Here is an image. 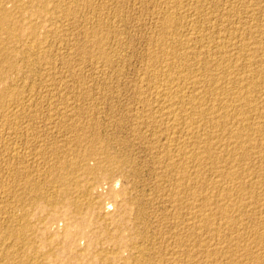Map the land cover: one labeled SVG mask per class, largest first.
Here are the masks:
<instances>
[{
    "label": "rangeland",
    "instance_id": "obj_1",
    "mask_svg": "<svg viewBox=\"0 0 264 264\" xmlns=\"http://www.w3.org/2000/svg\"><path fill=\"white\" fill-rule=\"evenodd\" d=\"M177 1L0 0V264H264V50H253L264 44V0ZM234 50L239 55L252 50L247 53L254 60L224 70L208 56L232 58ZM196 51H202L200 57ZM177 69L186 81L172 80ZM214 73L228 79L229 97L242 84L252 89L246 84L255 80L253 97L235 104L249 98L253 107L258 104L248 113L260 130L258 141L247 144L258 143L253 153L239 154L222 145L213 148L211 161L196 163L187 158L189 151L224 141L236 126L224 133L214 129L221 131L218 138L212 129L191 138L161 115L169 104L176 111L186 108L174 97L183 89L186 98L193 93L204 98L197 104L203 114L187 120L210 123L207 111L217 109L213 94L226 89L225 83L213 85ZM176 135L179 145L168 138ZM178 157L196 170L181 184L175 182ZM216 169L233 173L234 182L218 186ZM231 184L240 189L227 192ZM203 196L208 201H200ZM193 210L214 216L204 224Z\"/></svg>",
    "mask_w": 264,
    "mask_h": 264
},
{
    "label": "bare ground",
    "instance_id": "obj_2",
    "mask_svg": "<svg viewBox=\"0 0 264 264\" xmlns=\"http://www.w3.org/2000/svg\"><path fill=\"white\" fill-rule=\"evenodd\" d=\"M20 1V0H19ZM177 1V0H176ZM237 1V0H236ZM251 1V0H250ZM259 1V0H258ZM172 2V1H171ZM177 2H180V1H177ZM198 2V1H197ZM203 2V1H202ZM233 2V1H232ZM195 3V2H194ZM193 3V4H194ZM246 4V3H245ZM19 5H20V3H19ZM166 5V4H165ZM177 5H180V3L179 4H177ZM243 5V4H242ZM247 5H248V3H247ZM251 5V4H250ZM256 5V4H255ZM200 6V5H199ZM252 6V5H251ZM250 6V7H251ZM258 6V5H257ZM221 7V6H220ZM241 7V6H240ZM258 7H260V6H258ZM262 7V6H261ZM43 8V7H42ZM194 8V7H193ZM208 8V7H207ZM230 8V7H229ZM264 8V7H263ZM171 9V8H170ZM169 9V10H170ZM233 9V8H232ZM69 10V9H68ZM176 11H177V9H175ZM195 10V9H194ZM227 10V9H226ZM242 10V9H241ZM247 10V9H246ZM201 11V10H200ZM243 11V10H242ZM171 12V11H170ZM193 12V11H192ZM196 12V11H195ZM225 12V11H224ZM229 12V11H228ZM233 12V11H232ZM246 12V11H245ZM256 12V11H255ZM262 12V11H261ZM168 13V12H167ZM173 13H174V11H173ZM206 13V12H205ZM231 13V12H230ZM258 13V12H257ZM37 14V13H36ZM175 14V13H174ZM177 14V13H176ZM202 14V13H201ZM228 14V13H227ZM226 14V15H227ZM233 14V13H232ZM250 14V13H249ZM7 15V14H6ZM169 16H170V14H168ZM193 15V14H192ZM206 15V14H205ZM244 15V14H243ZM248 15V14H247ZM0 16H3V15H1V13H0ZM172 16H174V15H172ZM171 16V17H172ZM194 16V15H193ZM201 16V15H200ZM204 16V15H203ZM216 16V15H215ZM166 17V19H168L167 18V16H165ZM164 17V18H165ZM171 17H169V18H171ZM163 18V17H162ZM190 18V17H189ZM198 18V17H197ZM200 18V17H199ZM223 18V17H222ZM242 18V17H241ZM2 19V18H1ZM3 19H6V18H3ZM172 19H174V18H172ZM234 19H235V17H234ZM165 20V19H164ZM186 20H189L188 18L186 19ZM191 20V19H190ZM195 20V19H194ZM203 20V19H202ZM201 20V21H202ZM205 20V19H204ZM231 20V19H230ZM241 20V19H240ZM243 20V19H242ZM168 21V20H167ZM166 21V22H167ZM170 21V20H169ZM174 21H176V20H174ZM180 21V20H179ZM208 21V20H207ZM238 21V20H237ZM259 21V20H258ZM3 22H4V20H3ZM208 22H210V21H208ZM207 22V23H208ZM211 22H213V21H211ZM233 22V21H232ZM235 22V21H234ZM246 22V21H245ZM257 22V21H256ZM165 23V22H164ZM179 23H181V22H179ZM190 23V22H189ZM220 23V22H219ZM253 23V22H252ZM264 23V22H263ZM7 24V23H6ZM174 24V23H173ZM192 24V23H191ZM199 24V23H198ZM201 24V23H200ZM205 24V23H204ZM250 24V23H249ZM4 25V24H3ZM207 25V24H206ZM225 25V24H224ZM237 25V24H236ZM243 25V24H242ZM241 25V26H242ZM172 26V25H171ZM170 26V27H171ZM180 26V25H179ZM192 26V25H191ZM202 26V25H201ZM200 26V27H201ZM214 26V25H213ZM240 26V25H239ZM9 27V26H8ZM207 27H209V26H207ZM251 27V26H250ZM253 27V26H252ZM256 27V26H255ZM228 28V27H227ZM230 28V27H229ZM240 28H242V27H240ZM245 28V27H244ZM249 28V27H248ZM247 28V29H248ZM7 29V25H6V28H5V30ZM33 29V28H32ZM167 29V28H166ZM171 29V28H170ZM186 29V28H185ZM196 29V28H195ZM194 29V30H195ZM198 29V28H197ZM212 29H213V27H212ZM11 31H12V29H10ZM48 30V29H47ZM164 30V29H163ZM232 30V29H231ZM240 30H242V29H240ZM162 31V30H161ZM168 31V30H167ZM192 31H193V29H192ZM197 31V30H196ZM203 31V30H202ZM206 32H207V30H205ZM223 31V30H222ZM221 31V32H222ZM245 31V30H244ZM263 31V30H262ZM174 32V31H173ZM194 32V31H193ZM197 32H199V29H198V31ZM229 32V31H228ZM230 32H232V31H230ZM233 32H235V31H233ZM237 32V31H236ZM247 32V31H246ZM255 32V31H254ZM36 33V32H35ZM187 33V32H186ZM188 33H190V31L188 32ZM192 33V32H191ZM200 33V32H199ZM214 33V32H213ZM223 33V32H222ZM243 33V32H242ZM219 34V33H218ZM225 34V33H224ZM239 34V33H238ZM249 34V33H248ZM247 34V35H248ZM254 34V33H253ZM260 34V33H259ZM6 35V34H5ZM12 35V34H11ZM166 35V34H165ZM169 35V34H168ZM168 35H166V37L168 36ZM170 35H172V34H170ZM209 35V34H208ZM210 35H212V34H210ZM231 34H229V36H230ZM234 35H236V34H234ZM243 35V34H242ZM242 35H241V37H242ZM246 35V34H245ZM250 35V34H249ZM263 35V34H262ZM261 35V36H262ZM220 36H221V34H220ZM225 36V35H224ZM237 36V35H236ZM240 36V35H239ZM264 36V35H263ZM165 37V38H166ZM177 37H179V36H177ZM183 37V36H182ZM192 37V36H191ZM216 37V36H215ZM214 37V38H215ZM257 37V36H256ZM181 38V37H180ZM206 38V37H205ZM207 38H208V36H207ZM211 38V37H210ZM222 38V37H221ZM259 38H261V37H259ZM264 38V37H263ZM94 39H95V37H94ZM98 39V38H97ZM161 39V38H160ZM163 39V38H162ZM174 39V38H173ZM182 39H184V38H182ZM181 39V40H182ZM228 39V38H227ZM246 39V38H245ZM248 39V38H247ZM19 40V39H18ZM170 40V39H169ZM177 40V39H176ZM175 40V41H176ZM180 40V39H179ZM196 40V39H195ZM205 40V39H204ZM210 40V39H209ZM212 40V39H211ZM210 40V41H211ZM215 40V39H214ZM218 40H219V38H218ZM239 40H241V39H239ZM243 40H244V38H243ZM249 40V39H248ZM259 40V39H258ZM167 41H168V39H167ZM171 41V40H170ZM169 41V42H170ZM188 41V40H187ZM187 41H185V42H187ZM233 41V40H232ZM231 41V42H232ZM235 41V40H234ZM158 42V41H157ZM161 42V41H160ZM162 42H163V44H165L166 43V41H165V43H164V41L162 40ZM169 42H168V44H169ZM172 42H173V40H172ZM171 42V43H172ZM184 42V41H183ZM195 42V41H194ZM222 42V41H221ZM226 42V41H225ZM243 42V41H242ZM241 42V43H242ZM244 42H245V40H244ZM249 42V41H248ZM264 42V41H263ZM207 43V42H206ZM213 43V42H212ZM212 43L210 44V45H212ZM224 43V42H223ZM230 43V40H229V42L227 41V43L224 45V44H222V45H224L223 46V49H224V52L225 51H227L228 50V47H230V46H232V43L231 44H229ZM236 43V42H235ZM239 44H241L240 42H238ZM237 43V44H238ZM253 43V42H252ZM256 43V42H255ZM255 43H253L254 44V46L256 45ZM156 44V43H155ZM167 44V45H168ZM173 44H177L178 45V43H173ZM172 44V45H173ZM190 44V43H189ZM196 44V43H195ZM215 44H216V42H215ZM236 44V45H237ZM244 44V43H243ZM8 45V44H7ZM182 45V44H181ZM180 44L178 45V46H181ZM200 45H201V43H200ZM207 45H209V44H207ZM219 45V44H218ZM234 45V44H233ZM164 46V45H163ZM165 46H166V44H165ZM183 46V45H182ZM215 46V45H214ZM217 46V45H216ZM248 46V45H247ZM9 47V46H8ZM13 47V46H12ZM25 47V46H24ZM159 47H162V45L160 44V46ZM177 47V46H176ZM184 47V46H183ZM186 47V46H185ZM249 47V46H248ZM252 47V46H251ZM3 48V47H2ZM163 48H167V47H162V49ZM169 48V47H168ZM172 48H174L173 46H172ZM209 48V47H208ZM207 48V49H208ZM215 48V47H214ZM222 48V47H221ZM221 48H220V50H221ZM231 48V47H230ZM229 48V49H230ZM246 48V47H245ZM255 49H253V50H255V51H259V50H264V44L262 43L261 44V42H260V44L258 45V43H257V47H254ZM15 49V48H14ZM159 49V48H158ZM161 49V48H160ZM162 49H161V51H162ZM184 49V48H183ZM189 49V48H188ZM217 49V48H216ZM215 49V50H216ZM222 49V50H223ZM239 49V48H238ZM242 49V48H241ZM247 49V48H246ZM249 49V48H248ZM156 50V49H155ZM175 51H177L176 49H174ZM173 49H172V52H170V53H173V51H174ZM182 50V49H181ZM185 50V49H184ZM193 50V49H192ZM191 50V51H192ZM217 50H219V49H217ZM236 50V49H235ZM234 50V51H235ZM244 50V49H243ZM160 51V50H159ZM165 51V50H164ZM164 51H163V53H164ZM166 51H167V49H166ZM187 51V50H186ZM190 51V50H189ZM190 51V52H191ZM249 51H250V49H249ZM249 51H246V53H240V55L237 53V56H235V57H233L232 55V58L230 57V56H226V57H222L221 56V58L219 57V58H215L213 55H208L211 59V61H212V63L217 67V68H219V66H222L223 67V69H224V67L226 68V69H228L229 68V70H230V67H232V65H235L236 63H241L239 60H245V61H248V65L250 64L249 62H251V60L253 59L254 60V58H253V55H251V54H248L247 52H249ZM7 52V51H6ZM34 52V51H33ZM36 52V51H35ZM34 52V53H35ZM168 52V51H167ZM167 52H165V53H167ZM178 52V51H177ZM194 52V50L192 51V53ZM197 52V51H196ZM199 52V51H198ZM196 53V57H200V52H202V51H200L199 53ZM217 52V51H216ZM222 52V51H221ZM224 52L222 53V55L224 54ZM251 52H252V50H251ZM251 52H249V53H251ZM22 53V52H21ZM41 53V52H40ZM39 53V54H40ZM103 53V52H102ZM164 53V54H165ZM176 53V52H175ZM226 53V52H225ZM255 53V52H254ZM157 54H158V52H157ZM208 54H209V52H208ZM228 54V53H227ZM23 55V54H22ZM37 55V54H36ZM162 55V54H161ZM167 55V54H166ZM170 55V54H169ZM169 55L167 56V58L164 56V58H166L167 60H168V62H169V60H170V58L168 59V57H169ZM190 55H191V53H190ZM195 55V54H194ZM203 55L204 54H202V57H203ZM225 55V54H224ZM235 55V54H234ZM1 56V55H0ZM38 56V55H37ZM159 56V55H158ZM163 56V55H162ZM172 56V55H171ZM204 56H206V55H204ZM9 57V56H8ZM152 57V56H151ZM150 57V58H151ZM156 56H154V58H155ZM173 57V56H172ZM187 57V56H186ZM188 57H190V56H188ZM195 57V56H194ZM259 57V56H258ZM257 57V58H258ZM262 57V56H261ZM42 58V57H41ZM162 58V57H161ZM160 58V59H161ZM163 58V59H164ZM183 57H180V59H182ZM152 59V58H151ZM157 59V58H156ZM173 59V58H172ZM175 59V62L177 61L176 60V58H174ZM185 59V58H184ZM196 59V58H195ZM194 59V60H195ZM199 59H201V58H199ZM198 59V60H199ZM158 60V59H157ZM187 60V59H186ZM185 60V61H186ZM205 60H206V58H205ZM252 60V61H253ZM164 61V60H163ZM166 61V60H165ZM170 61H172V60H170ZM180 61V60H179ZM188 61V60H187ZM208 61V60H207ZM239 61V62H238ZM244 61V62H245ZM38 62V61H37ZM174 62V60L172 61V63ZM181 62H184V60H182ZM190 62H192L191 60H190ZM194 62V61H193ZM197 62V61H196ZM243 62V64H245ZM263 62V61H262ZM157 63H158V61H157ZM162 63V62H161ZM171 63V64H172ZM209 63V62H208ZM155 64V63H154ZM163 64V63H162ZM166 64H168L169 65V63H166ZM166 64L164 65L165 67H166ZM174 64V63H173ZM173 64H172V67H173ZM176 64H178V63H176ZM180 64H183V63H179L178 65L179 66H181ZM192 64V63H191ZM206 64V63H205ZM243 64H241V65H243ZM252 64V63H251ZM260 64V63H259ZM184 65H185V62H184ZM184 65H182V66H184ZM189 64H187V66H188ZM199 65V64H198ZM213 65V66H214ZM253 65V64H252ZM264 65V64H263ZM7 66V65H6ZM147 66V65H146ZM155 66H157V64H155ZM158 66H160V64L158 65ZM163 66V65H162ZM161 66V67H162ZM170 66V65H169ZM175 66V65H174ZM192 66V65H191ZM206 66H207V64H206ZM213 66H212V68H213ZM236 66V65H235ZM258 66V65H257ZM165 67H163V68H165ZM168 67V66H167ZM167 67L165 68V69H167ZM176 67H178V66H176ZM238 67V66H237ZM152 68H154V66H153V64H152ZM162 68V69H163ZM183 68V67H182ZM184 68H186V66L184 67ZM183 68V69H184ZM194 68V67H193ZM210 68V67H209ZM221 68V67H220ZM219 68V69H220ZM247 68V67H246ZM176 69V68H175ZM181 69V68H180ZM179 69V70H180ZM191 69V68H190ZM195 69V68H194ZM219 69H217V70H219ZM222 69V68H221ZM234 69H237L236 67L234 68ZM234 69H232V71H234ZM256 69V68H255ZM164 70V69H163ZM168 70H170V67H169V69ZM174 70V69H173ZM173 70H171L172 72H171V74L172 73H174L173 72ZM178 69H177V72L175 71V75L174 74H172V75H174L173 77H172V80L173 81H179V83H180V80L182 79V81H184L185 80V77L183 76V72L182 73H180V72H178L179 71ZM182 70V69H181ZM200 70V69H199ZM206 70V69H205ZM214 70H216L215 68H214ZM225 70V69H224ZM223 70V71H224ZM243 70V69H242ZM247 70V69H246ZM249 70V69H248ZM258 70V69H257ZM184 71V70H183ZM191 71H192V69H191ZM197 71V70H196ZM195 71V72H196ZM209 71H210V69H209ZM232 71L230 72V73H232ZM250 71V70H249ZM149 72V71H148ZM150 72H151V70H150ZM170 72V71H169ZM200 72V71H199ZM212 72V71H211ZM210 72V74H212ZM225 72V71H224ZM236 72V71H235ZM240 72V71H239ZM244 72V71H243ZM261 72V71H260ZM157 73V72H156ZM186 73V72H185ZM194 73V72H193ZM221 73V72H220ZM237 73V72H236ZM254 73V72H253ZM146 74H148V73H146ZM158 74V73H157ZM164 74V73H163ZM169 74V73H168ZM182 74V75H181ZM199 74V73H198ZM202 74H206L205 72L204 73H202ZM201 74V75H202ZM215 74V73H214ZM213 74V75H214ZM228 74V73H227ZM233 75H234V72L232 73ZM249 74V73H248ZM143 75V74H142ZM164 75H166V74H164ZM185 75V74H184ZM224 75V74H223ZM243 75H245V74H243ZM250 75H251V73H250ZM249 75V76H250ZM254 75V74H253ZM257 75V74H256ZM149 76V75H148ZM160 76V75H159ZM163 76V75H162ZM168 76V75H167ZM171 76V75H170ZM204 76V75H203ZM208 76H210V77H212L211 75H209L208 74ZM241 76V75H240ZM247 76V75H246ZM252 76V75H251ZM258 76H260V75H258ZM183 77H184V80H183ZM195 77V76H194ZM202 77V76H201ZM228 77V76H227ZM243 77V76H242ZM248 77V76H247ZM246 77V78H247ZM263 77V76H262ZM162 78V77H161ZM190 78V77H189ZM198 78V77H197ZM254 78V77H253ZM141 79V78H140ZM157 79V78H156ZM164 79H167V81H169L168 80V78H164ZM170 79V78H169ZM188 79V78H187ZM192 79V78H191ZM208 79H210V78H208ZM212 80V83H213V85H214V83H215V85H216V83H221V85L222 84H224L225 83V81H226V77H225V75L224 76H219V75H216L215 74V76H213L212 78H211ZM231 79V78H230ZM229 79V80H230ZM242 80L244 79V77L243 78H241ZM248 79V78H247ZM160 80H162L163 81V78L162 79H160ZM159 80V81H160ZM193 80V79H192ZM192 80H191V82H192ZM195 81H196V78L194 79ZM203 80V79H202ZM205 80V79H204ZM228 80V79H227ZM236 80H238V79H236ZM250 80H251V77H250ZM264 80V79H263ZM171 81V80H170ZM181 81V82H182ZM186 81V80H185ZM194 81V82H195ZM240 81V80H239ZM246 81V80H245ZM244 81V82H245ZM249 81V79L247 80V82ZM255 81V80H254ZM253 80H251V81H249V83L248 84H246L247 86L250 84L251 85V87H252V89H250L249 90V87H246L245 86V88L246 89H243V84L240 86L241 87V89H235L236 91H238V92H235V94H234V96H230L229 97V94L228 95H226V92L228 91L227 90V88H228V83L226 84H224V85H226V89H225V87H224V91H223V89H221L220 88V90H222V92L220 93V91H219V88H217L216 89V91H219V93H215L214 91V96H213V102L215 103V105L213 104L212 106H216V108L217 109H213L212 111H207L208 113V121H209V119H210V123H192V122H194V121H192V122H189V121H191V120H187V118L189 119V117L191 116L190 114H198V113H202L203 114V112L204 111H200V109H198V103L200 104V101H202V99H204V98H202V96L203 95H201V93L200 94H194V96H192L191 95V97H188V98H186L185 97V95H183L182 93V90L183 89H177V90H175L176 92H175V98H178V99H175L174 97V99L175 100H180V102H182L184 105H187L186 106V108L184 109V108H182V110H181V108L180 107H178V108H180V111H176L174 108H172L173 107V105H171V104H169L168 106L166 105V107L165 106H163V108H164V112H163V114L161 115L160 113V115H161V118H163V117H165L166 118V122L168 123V122H170V121H175L174 123H177L176 125H179V126H181V127H183L186 131H185V134H187V135H189V136H191V138H192V136H194V135H197V134H203V133H208V132H210L209 130H211L212 129V131L211 132H213V130L214 129H216V130H218V129H221V131L223 130H225V129H228L229 127H232V126H236V128L235 127H233L232 128V131L229 133L230 135V137L229 138H227V139H225L224 141H223V139H218V141H216V143H210V141H209V143H207V144H205L204 146L202 145V147L203 148H200V149H198V150H200V151H194V152H191V151H193V150H191V151H189L188 153V156H187V153H186V156H187V158L188 159H190L191 161H193V162H201V161H207V160H205V159H209V158H211V151H213L214 149L213 148H220L222 145H223V147H228V149H230L231 151L233 150V151H235L236 152V154L238 153L239 154V152L241 153H246L247 152V150H252L253 149V147H255L256 148V144L258 143V142H256V144H255V142L253 143L252 141V143L251 142H249L250 144H247V141L248 140H250V139H255L254 137L258 134V132L260 131L257 127H256V125L254 126V122L253 123H250L249 121H248V113H249V110L251 111L253 108H257V105H256V107L254 106L253 107V104H249L248 102H251L250 100V98H249V100L247 101V102H245V103H247V104H243V105H236L235 104V102L237 103V101H238V103H240L239 101H243V99H247V97H249V95L251 96L252 94H251V90L253 91V89H255L256 90V88L257 87H255V85H256V83L254 82ZM258 81H259V79H258ZM262 81V80H261ZM260 81V82H261ZM165 82V80L163 81V83ZM174 82V83H175ZM188 82V81H187ZM202 82H204V81H202ZM243 81H241L240 83H242ZM246 82V83H247ZM257 82V81H256ZM263 82V81H262ZM158 83V82H157ZM160 83V82H159ZM162 83V82H161ZM161 83L160 84H158V86L159 85H161ZM168 84H169V82H167ZM167 83H166V85H167ZM171 84H172V82H170ZM188 83H190V82H188ZM237 83V82H236ZM156 84V83H155ZM181 84H183V83H181ZM185 84V83H184ZM192 84V83H191ZM197 84H199V83H197ZM238 84V83H237ZM236 84V85H237ZM165 85V84H164ZM173 85V84H172ZM176 85V84H175ZM193 85V84H192ZM221 85H217V87L218 86H221ZM249 85V86H250ZM259 85V84H258ZM261 85V84H260ZM157 86V87H158ZM163 86V85H162ZM181 86V85H180ZM190 86V85H189ZM188 86V87H189ZM196 86V85H195ZM253 86H254V88H253ZM257 86V85H256ZM261 86H263L264 87V85H261ZM148 87V86H147ZM146 87V88H147ZM168 87L170 88L171 86H169L168 85ZM187 87V86H186ZM239 87V88H240ZM259 87V86H258ZM153 88V87H152ZM155 88V87H154ZM166 88V87H165ZM197 88V87H196ZM215 88V87H214ZM223 88V87H222ZM233 88H235V87H233ZM238 88V87H237ZM141 89V88H140ZM159 89H161V88H158V90ZM188 89V88H187ZM230 89V88H229ZM142 90V89H141ZM163 90V89H162ZM171 90H173V89H171ZM186 90V89H185ZM197 90H199V89H197ZM205 90V89H204ZM233 90V89H232ZM232 90H229V91H232ZM254 90V91H255ZM157 91V90H156ZM160 91V90H159ZM159 91L158 92H155V93H159ZM167 91V90H166ZM165 91V92H166ZM188 91V90H187ZM195 91H196V89H195ZM258 91V90H257ZM164 92V91H163ZM168 92H169V90H168ZM171 92V91H170ZM173 92V91H172ZM185 92V91H184ZM249 92H250V94H249ZM259 92V91H258ZM261 92V91H260ZM142 93V92H141ZM144 93V92H143ZM147 93V92H146ZM161 93H162V91H161ZM186 93V92H185ZM197 93V92H196ZM163 94V93H162ZM162 94H158L159 96H161ZM169 94V93H168ZM173 94H174V92H173ZM173 94H172V96H173ZM149 95V94H148ZM165 95V94H164ZM163 95V96H164ZM170 95V94H169ZM189 95V94H188ZM187 96V95H186ZM206 96V95H205ZM154 97V96H153ZM156 97V96H155ZM154 97V98H155ZM165 97V96H164ZM252 97H253V95H252ZM251 97V98H252ZM146 98V97H145ZM166 98H168L167 97V95H166ZM171 98V97H170ZM165 99V98H164ZM173 99V100H174ZM254 100L253 101H256L255 100V98H253ZM159 100V99H158ZM170 99H168V101H169ZM172 100V99H171ZM211 100V101H212ZM147 101V100H146ZM160 101V100H159ZM167 101V102H168ZM252 101V102H253ZM162 102V101H161ZM170 102V101H169ZM176 102V101H175ZM179 102V101H178ZM210 102V101H209ZM212 102V103H213ZM166 103V102H165ZM211 103V104H212ZM260 103H261V101H260ZM2 104V103H1ZM201 104H202V102H201ZM208 104V103H207ZM206 104V105H207ZM255 104V103H254ZM158 105H161V103L160 104H158ZM148 106V105H147ZM162 106V105H161ZM172 106V107H171ZM175 107H176V105H174ZM181 106H182V104H181ZM240 106H242V107H240ZM207 107V106H206ZM209 107H210V105H209ZM214 108V107H213ZM254 109V110H255ZM163 110V109H162ZM259 111V110H258ZM206 112V111H205ZM254 112V111H253ZM253 112H251V113H253ZM256 112V111H255ZM162 113V112H161ZM193 114H192V116H193ZM190 115V116H189ZM250 115V114H249ZM259 115V114H258ZM262 115V114H261ZM201 117V116H200ZM251 117V116H250ZM264 117V116H263ZM157 118V117H156ZM204 118H206L205 116H204ZM252 118V117H251ZM250 118V119H251ZM159 119V118H158ZM201 119V118H200ZM160 120V119H159ZM253 120V119H252ZM202 121V120H201ZM251 121V120H250ZM257 121H258V119H257ZM264 121V120H263ZM173 123V122H172ZM146 124V123H145ZM171 124V123H170ZM263 124V123H262ZM172 127V126H171ZM176 127V126H175ZM174 127V128H175ZM173 128V127H172ZM176 129V128H175ZM180 129V128H179ZM155 130V129H154ZM163 130V129H162ZM168 130V129H167ZM181 130V129H180ZM215 130V132H216V134L214 133V135L217 137V133H218V135H219V133L221 132V131H216ZM231 130V129H230ZM165 131V130H164ZM169 131V130H168ZM221 132V133H224V132ZM229 131V130H228ZM182 132V131H181ZM173 133H174V131H173ZM183 133V132H182ZM184 134V135H185ZM200 134V135H201ZM212 133H210V134H208V136H210ZM227 134V133H226ZM260 134H262V132H260ZM186 135V136H187ZM199 135V136H200ZM204 135V134H203ZM206 135V134H205ZM188 136V137H189ZM226 136V135H225ZM262 136V135H261ZM181 137V136H180ZM195 137V136H194ZM197 137V136H196ZM259 137V136H258ZM257 137V138H258ZM165 138V137H164ZM169 138V141H170V143H173V142H176V144H178L177 143V141H179L178 140V137H177V135H176V137L175 136H171V137H168ZM182 138H184V137H181V139ZM187 138V137H186ZM190 138V139H191ZM212 137H210V139H211ZM218 138V137H217ZM221 138V137H220ZM226 138V137H225ZM261 138V137H260ZM260 138H259V140H260ZM264 138L262 137V140H263ZM255 140H257V139H255ZM261 140V141H262ZM205 141V140H204ZM212 141H213V139H212ZM254 141V140H253ZM258 141V140H257ZM264 141V140H263ZM262 141V142H263ZM183 142V141H182ZM207 142H208V139H207ZM180 143H181V141H180ZM179 143V144H180ZM174 144V143H173ZM178 144V145H179ZM262 145L264 144V142L263 143H261ZM260 144V145H261ZM181 145H183V144H181ZM189 145V144H188ZM168 146V145H167ZM199 146V145H198ZM222 147V148H223ZM260 147V146H259ZM192 148V147H191ZM210 148H212V150H210ZM218 148V149H219ZM176 149V148H175ZM194 149V148H193ZM202 149V150H201ZM221 149V148H220ZM224 149V148H223ZM227 149V150H228ZM259 149V148H258ZM257 149V150H258ZM194 150H196V149H194ZM250 150V151H251ZM174 151V150H173ZM183 151V150H182ZM188 151V150H187ZM221 151V150H220ZM223 151V150H222ZM225 151H226V149H225ZM175 152V151H174ZM214 152V151H213ZM215 152H217V150L215 151ZM227 152V151H226ZM230 152V151H229ZM177 153V152H176ZM185 153V152H184ZM234 153V152H233ZM251 153H253V151H251ZM250 153V154H251ZM167 154V153H166ZM174 154L175 153H173V156H174ZM212 154H214V153H212ZM216 154V153H215ZM258 154V153H257ZM169 155V154H168ZM167 155V156H168ZM177 155V154H176ZM221 155V154H220ZM219 155V156H220ZM223 155L225 156V154L223 153ZM243 156H244V154H242ZM241 155V156H242ZM247 155H249V153L247 154ZM173 156L172 155H170V157H169V160H174V158H173ZM178 156V155H177ZM176 156V157H177ZM183 156V155H182ZM213 156L214 155H212V158H213ZM250 156V155H249ZM249 156H247L248 158L247 159H249ZM159 157V156H158ZM184 158V157H183ZM186 158V157H185ZM216 158V159H215ZM221 158V157H220ZM223 158V157H222ZM225 158V157H224ZM246 158V157H245ZM177 160V163L176 162H174L175 164H174V168L175 169H177V168H179L178 170L180 171V173L178 174V176L180 175V177L179 178H177L178 179V181H175V182H177V183H180L181 184V180H185L189 175H192V173L194 172V171H196V170H194L193 172L190 170L191 168H192V166L190 167L189 165H188V167H187V161L186 162H181V159H179V157L178 158H176ZM244 159V158H243ZM172 160V161H173ZM210 161H211V159H209ZM214 160L216 161V160H218L217 159V156H215L214 157ZM183 161V160H182ZM189 161V160H188ZM241 161V160H240ZM244 161H245V159H244ZM169 162V161H168ZM190 162V161H189ZM193 162H191V163H193ZM209 162V161H208ZM222 162V161H221ZM223 162H225L224 161V159H223ZM158 163H160V162H158ZM163 163V162H162ZM182 164L181 165V167L179 166L180 164ZM203 163V162H202ZM208 164V163H207ZM218 165V164H217ZM172 165H170V167H171ZM195 166V165H194ZM206 166V165H205ZM213 166V165H212ZM231 166V165H230ZM173 168V171H175V169ZM197 169H198V167H196ZM228 168V167H227ZM168 169V168H167ZM171 169V168H170ZM232 169H234L233 167H232ZM217 170V169H216ZM177 171V170H176ZM199 171V170H198ZM217 171H219V170H217ZM229 171V170H228ZM249 171V170H248ZM243 172V171H242ZM174 173V172H173ZM175 174H177V172L175 173ZM193 174H195V173H193ZM218 174V173H217ZM231 174V173H230ZM228 172H226L225 170L224 171H219V174H218V186H223L227 181L228 182H231L232 181V183L234 182L233 180H232V175H233V173H232V175H230ZM235 174V173H234ZM213 176V175H212ZM234 176V175H233ZM237 176V175H236ZM239 176V175H238ZM177 177V176H176ZM193 177V176H192ZM198 177V176H197ZM247 177V176H246ZM199 178V177H198ZM206 178V177H205ZM216 178V177H215ZM214 178V179H215ZM263 179V178H262ZM171 180V179H170ZM195 180V179H194ZM199 180V179H198ZM248 180V179H247ZM203 181V180H202ZM237 181V180H236ZM174 182V183H175ZM215 182H216V180H215ZM176 183V184H177ZM185 183V182H184ZM187 183H189V182H187ZM196 183V182H195ZM179 184V185H180ZM186 184V183H185ZM210 184V183H209ZM235 184V183H234ZM234 184H231V186L229 185V187L227 186V188L226 189H230V190H226L225 189V186H224V189L227 191V192H229V191H232L233 189L235 190H238V189H240L239 187H237L238 185H234ZM175 185V184H174ZM178 185V186H179ZM184 185V184H183ZM187 185V184H186ZM185 185V186H186ZM207 185V184H206ZM226 185V184H225ZM189 186V185H188ZM171 187V186H170ZM182 188H183V186H181ZM209 186H207V188H208ZM215 187V186H214ZM214 187H213V191H215L214 190ZM173 188V187H172ZM178 188H180V187H178ZM217 188V187H216ZM222 188V187H221ZM176 189H177V186H176ZM185 189V188H184ZM195 189V188H194ZM219 188H217V190H218ZM247 189V188H246ZM249 189V188H248ZM200 190V189H199ZM207 190V189H206ZM220 190V189H219ZM218 190V192H220ZM223 190V189H222ZM233 190V191H234ZM235 190V191H236ZM244 190V189H243ZM225 191V192H226ZM185 192V191H184ZM186 192H187V190H186ZM190 192H192V191H190ZM205 192H207V191H205ZM211 192V191H210ZM217 192V191H216ZM188 193H189V191H188ZM198 193V192H197ZM202 193V192H201ZM209 193V192H208ZM222 193V192H221ZM233 193V192H232ZM245 193V192H244ZM211 194V193H210ZM213 194V193H212ZM186 195V194H185ZM189 195V194H188ZM220 194H218V196H219ZM191 196V195H190ZM227 196V195H226ZM225 196V197H226ZM175 197V196H174ZM177 197V196H176ZM175 197V198H176ZM196 197V196H195ZM198 197V196H197ZM210 197V196H209ZM220 197V196H219ZM180 198V197H179ZM192 198V197H191ZM201 198V197H200ZM213 198V197H212ZM232 198V197H231ZM235 198V197H234ZM257 198V197H256ZM196 199V198H195ZM208 197L207 196H203L202 197V199H200V201L202 200V201H208ZM243 199V198H242ZM248 199V198H247ZM174 200V199H173ZM192 200V199H191ZM211 200V199H210ZM220 200V199H219ZM249 200V199H248ZM177 201V200H176ZM184 201V200H183ZM187 201V200H186ZM213 201V200H212ZM261 201V200H260ZM188 202V201H187ZM186 202V203H187ZM192 202H193V200H192ZM195 202V201H194ZM217 202V201H216ZM223 202V201H222ZM264 202V201H263ZM174 203V202H173ZM197 203V202H196ZM193 205V203H187V205H189V207H190V205ZM205 204V203H204ZM210 204V203H209ZM214 204H216V203H214ZM223 204V203H222ZM173 205V204H172ZM178 205V204H177ZM194 205H195V203H194ZM219 205V204H218ZM182 206V205H181ZM186 206V205H185ZM224 206V205H223ZM76 207V206H75ZM183 207H184V205H183ZM204 207H206V206H204ZM212 207V206H211ZM257 207V206H256ZM259 207V206H258ZM180 208V207H179ZM193 208H194V206H193ZM201 208V207H200ZM205 209V208H204ZM221 209H223V208H221ZM246 209V208H245ZM215 210H216V208H215ZM214 210V211H215ZM223 210H225V209H223ZM194 211V210H193ZM192 211V212H193ZM205 211V210H204ZM208 211V210H207ZM211 211V210H210ZM213 211V212H214ZM180 212V211H179ZM199 212V211H198ZM197 211H194V216H195V218L197 217L198 218V220L199 221H202L204 224H208V219L210 218V214H203V213H198ZM221 212H223L222 210L220 211V212H218V213H221ZM225 212V211H224ZM244 212V211H243ZM190 213V212H189ZM207 213H209V212H207ZM177 214V213H176ZM211 214L213 215V213L211 212ZM222 214V213H221ZM224 214V213H223ZM227 213H225L224 215H226ZM234 214V213H233ZM177 216V215H176ZM190 216V215H189ZM214 216V215H213ZM213 216H211V218L213 217ZM241 216V215H240ZM230 218V216H226V218L225 219H227V218ZM178 218V217H177ZM194 218V219H195ZM210 218V219H211ZM191 219V218H190ZM224 219V218H223ZM224 219V220H225ZM189 220V219H188ZM228 220H231V219H227V221ZM190 221V220H189ZM210 221V220H209ZM239 221V220H238ZM185 222V221H184ZM196 222V221H195ZM226 222V221H225ZM231 222V221H230ZM210 223V222H209ZM233 223V222H232ZM195 224V223H194ZM199 224H201L200 222H199ZM212 224V223H211ZM186 226V225H185ZM202 227V226H201ZM194 228V227H193ZM202 230V229H201ZM206 230V229H205ZM19 233H21V232H19ZM209 234V233H208ZM187 235V234H186ZM202 235V234H201ZM209 238V237H208ZM206 242V241H205ZM231 243V242H230ZM208 246V245H207ZM193 247V246H192ZM191 247V248H192ZM166 251V250H165ZM206 251V250H205ZM175 255V254H174ZM232 256V255H231ZM237 258V257H236ZM179 263V262H178ZM173 264V263H172Z\"/></svg>",
    "mask_w": 264,
    "mask_h": 264
}]
</instances>
